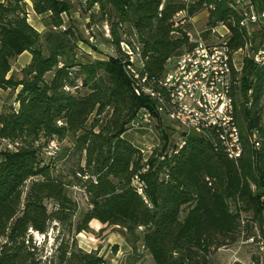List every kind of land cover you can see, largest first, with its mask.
<instances>
[{"label": "trees", "instance_id": "trees-1", "mask_svg": "<svg viewBox=\"0 0 264 264\" xmlns=\"http://www.w3.org/2000/svg\"><path fill=\"white\" fill-rule=\"evenodd\" d=\"M31 1L37 13L49 12L44 31L29 22L26 0L0 1V88L14 89L17 104L0 111V142H6L0 146V264H110L97 249L78 244L76 235L93 232L94 219L104 225L98 234L116 227L132 254L142 246L156 264H215L213 250L237 240L239 215L230 199H243L264 224V139L254 148L242 128L264 136V67L252 58L232 90L244 142L238 161L221 142L194 132H184L179 146L165 128L163 147L147 157L125 136L142 107L159 112L152 97L135 92L124 45L140 55L147 83L160 89L169 58L192 46L176 24L178 13L188 19L208 10V23L223 21L231 49L238 50L248 36L243 6H235L241 2L85 0L90 26L107 22L105 38L115 50L92 58L80 51L79 42L88 39L66 24L70 0ZM252 2L264 9V0ZM26 50L30 61L16 76L12 60ZM74 187L86 206L71 194ZM51 227L58 233L47 254L35 232L47 235Z\"/></svg>", "mask_w": 264, "mask_h": 264}, {"label": "built area", "instance_id": "built-area-1", "mask_svg": "<svg viewBox=\"0 0 264 264\" xmlns=\"http://www.w3.org/2000/svg\"><path fill=\"white\" fill-rule=\"evenodd\" d=\"M237 1L244 3L241 24L247 30L250 24L261 29L260 41L254 49L252 59L264 67V9L258 11L252 0ZM178 17L176 24L184 26L187 22H193V17L186 19L183 11L178 13ZM221 25L226 26L227 35L217 32ZM103 26L105 34L109 36V24L105 22ZM184 30L192 46L169 58L168 69L160 79V89L147 83L148 75L141 72L142 60L140 68L132 62L128 64L135 92L152 97L155 100L154 109L159 113H166L186 134L194 132L221 142L228 154L238 161L243 153V141L232 97L233 86L238 83L234 53L246 44L238 50H232L229 45L230 30L223 21L215 25L207 22L203 27H184ZM125 46L127 45H124V49ZM127 51L131 56L132 51ZM153 116L151 109L144 106L138 118L149 124ZM183 137L179 140V146L184 143ZM254 143L256 146L260 145L256 139ZM139 189L142 190L141 187ZM258 236L250 238L259 240ZM261 260L264 262V252Z\"/></svg>", "mask_w": 264, "mask_h": 264}, {"label": "rangeland", "instance_id": "rangeland-1", "mask_svg": "<svg viewBox=\"0 0 264 264\" xmlns=\"http://www.w3.org/2000/svg\"><path fill=\"white\" fill-rule=\"evenodd\" d=\"M73 4V17L67 19L66 24L73 23L81 31V34L88 39V42L80 41V51L88 53L93 57H107L108 54H114L115 50L106 40L105 29L103 25L98 23L91 24V11L85 9L83 0H70ZM238 2V1H236ZM236 8H242L244 3L235 4ZM96 13V9H94ZM208 10H203L198 13L193 22H187L184 27L186 29L197 27H203L208 22ZM96 17V16H95ZM261 32V29H259ZM217 32L220 34H228L226 26H218ZM246 38V45L234 53L235 64L237 67L238 85L240 82V77L242 75L243 66L246 58H252L254 54V49H256L259 41L260 35L258 33V28L252 24L249 25L248 34ZM96 36L99 38V46L92 47L91 43L95 42ZM127 50L129 48L125 46ZM130 62L135 64L137 68L141 67V58L137 53H132L130 56ZM26 57L20 56L12 60V73L16 76H20L21 68L26 65ZM255 62V61H254ZM256 63V62H255ZM233 101L235 96H233ZM236 97L238 99V106H240L243 100L239 91L236 92ZM264 102V99L262 100ZM15 102V91L11 88H0V111L10 106H16ZM235 105V101H234ZM236 112V108H235ZM236 116V114H235ZM264 122V116H263ZM245 123V122H244ZM166 132L170 133L168 139L175 140L176 142L182 138L184 134V129L172 119L168 117L166 113H159V116H153L149 124L139 120L138 117L133 118L129 124L125 136L130 138L135 144H137L145 157H147L154 149L162 148L164 144V134ZM168 128V129H167ZM242 132V128L245 133H247V138L249 143L255 148L254 140H258L260 145L264 139L261 131L256 129H247L244 127H239ZM172 131V132H171ZM255 133V134H254ZM56 142H52L54 146ZM244 144V142H243ZM0 146H6V142H0ZM213 181V178H211ZM209 182V181H208ZM209 184H213L212 182ZM253 190H256L255 184H252ZM71 194L80 200L82 206H86L85 197L81 190L77 187L72 188ZM230 208L233 212L238 213V230H237V240L227 244H223L213 250V260L215 264H235L237 261L242 264L257 263L264 264L262 255L264 252V224L260 226L258 219L255 217L254 209H247L243 199H230ZM49 209H52L54 202L52 200L47 201ZM264 216V209L262 211ZM91 226L94 229L93 232L82 231L79 232L76 237L79 246L86 250L97 249L100 254L103 255L107 263L110 264H156L154 258L149 251L139 248L138 255L131 253L130 246L126 242L124 235L113 226H107L104 230H98L104 226L101 222L97 220L91 221ZM263 228V229H262ZM58 233L57 228L51 227L47 235L39 234L35 232V238L37 243L44 245V252L49 254L54 251L56 246V235ZM253 233L259 235V240H252L250 236ZM136 258V259H135Z\"/></svg>", "mask_w": 264, "mask_h": 264}, {"label": "crops", "instance_id": "crops-1", "mask_svg": "<svg viewBox=\"0 0 264 264\" xmlns=\"http://www.w3.org/2000/svg\"><path fill=\"white\" fill-rule=\"evenodd\" d=\"M3 1V0H0ZM27 2V6H26V10L28 12V20L29 22L38 30L40 31H44L46 29V24H45V17L47 15H49V12L47 13H37L33 7V2L31 0H26ZM196 16V15H195ZM195 16H193V18H195ZM70 17H73V12L71 11L70 13H64V18L65 21L67 22V19L69 20ZM20 56H25L26 57V63H28L30 61L31 58V54L29 51H24L23 53H21L18 57Z\"/></svg>", "mask_w": 264, "mask_h": 264}]
</instances>
